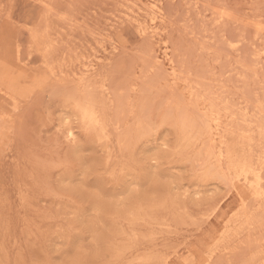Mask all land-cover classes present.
<instances>
[{
    "label": "rangeland",
    "instance_id": "obj_1",
    "mask_svg": "<svg viewBox=\"0 0 264 264\" xmlns=\"http://www.w3.org/2000/svg\"><path fill=\"white\" fill-rule=\"evenodd\" d=\"M0 260L264 264V0H0Z\"/></svg>",
    "mask_w": 264,
    "mask_h": 264
},
{
    "label": "bare ground",
    "instance_id": "obj_2",
    "mask_svg": "<svg viewBox=\"0 0 264 264\" xmlns=\"http://www.w3.org/2000/svg\"><path fill=\"white\" fill-rule=\"evenodd\" d=\"M87 87H89V86H87ZM86 87V88H87ZM92 89H90L89 91H91ZM197 91H199V90H197ZM209 95V94H208ZM76 96V95H75ZM90 96H91V93H90ZM209 96H211V95H209ZM208 96V97H209ZM213 96V95H212ZM203 97V96H202ZM91 98V97H90ZM212 98H214V96L212 97ZM216 98V97H215ZM75 99V98H74ZM198 99V98H197ZM199 99H201V98H199ZM204 99V98H203ZM178 100V99H177ZM196 100V99H195ZM87 101V100H86ZM180 101V100H179ZM198 101V100H197ZM77 102V101H76ZM75 102V103H76ZM91 102V101H90ZM89 102V103H90ZM199 102V101H198ZM226 102V101H225ZM224 102V103H225ZM77 104V106H79L80 107V104L77 102L76 103ZM79 104V105H78ZM159 104V103H158ZM226 104H228V103H226ZM89 105V104H88ZM102 106H104V105H102ZM193 106V105H192ZM188 107V106H187ZM186 107V108H187ZM211 107V106H210ZM227 109V108H226ZM171 110V109H170ZM195 110H197V113L199 112V114H200V110H198V109H195ZM213 110V109H212ZM218 110H220L219 108L217 109V111ZM229 110H230V107H229ZM229 110H227L228 112H229ZM181 112V111H180ZM212 112V111H211ZM219 112V114L221 113L220 111H218ZM217 112V113H218ZM171 113V112H170ZM196 113V114H197ZM227 114V113H226ZM83 115H84V117L86 118V119H88V120H90V121H96V119H95V116H94V112L90 109V108H85L84 110H83ZM218 115V114H217ZM198 116V115H197ZM219 116V115H218ZM217 116V117H218ZM191 117H192V115H191ZM211 117V116H210ZM120 117H118L117 119H119ZM193 118V117H192ZM195 118V117H194ZM194 118H193V120H194ZM205 118H206V116H205ZM190 119V118H189ZM199 119H201V118H199ZM120 120V119H119ZM130 120V119H129ZM136 120V119H135ZM192 120V119H191ZM205 120V119H204ZM212 120V119H211ZM216 120H218V118H216ZM196 121V120H195ZM195 121H193V122H195ZM200 121H202V120H200ZM208 121H209V119H208ZM98 122V121H97ZM93 123V122H92ZM120 123V122H119ZM124 123V122H123ZM131 123V122H130ZM95 124H97L96 122H95ZM175 124H177V123H175ZM117 125H119V124H117ZM196 125V124H195ZM203 125H204V122H203ZM217 125L218 126H220V122H218L217 121ZM102 126H103V124H102ZM208 126H210L209 124H208ZM226 127V126H225ZM100 128V127H99ZM127 128V127H126ZM129 128V127H128ZM190 128H191V126H190ZM189 128V129H190ZM205 128V127H204ZM210 128V127H209ZM208 128V129H209ZM70 129V128H69ZM124 129V131H125V128H123ZM140 129V128H139ZM101 131H103L104 130V128L102 127L101 129H100ZM99 130V133L101 132ZM146 130V129H145ZM84 131V130H83ZM120 131V130H119ZM118 131V132H119ZM206 131H208V130H206ZM218 131V130H217ZM234 131V130H233ZM152 132V131H151ZM109 133V132H108ZM235 133V132H234ZM106 134V133H105ZM104 134V135H105ZM110 134V133H109ZM121 134V133H120ZM122 134H124V133H122ZM147 134V133H146ZM128 135V134H127ZM200 135H201V133H200ZM106 136V135H105ZM104 136V137H105ZM202 136V135H201ZM200 136V137H201ZM108 138V137H107ZM120 138V137H119ZM224 138V137H223ZM102 139V138H101ZM164 139V138H163ZM192 139H194V138H192ZM227 139V138H226ZM191 140V139H190ZM189 140V141H190ZM97 142V141H96ZM185 142V141H184ZM196 142H197V140H196ZM227 142V141H226ZM176 144V143H175ZM204 145V144H203ZM226 145V144H225ZM224 145V146H225ZM126 146V145H125ZM130 146V145H129ZM250 146V145H249ZM175 148H176V146H175ZM211 149V148H210ZM213 149V148H212ZM127 150V149H126ZM125 150V151H126ZM175 150H177V149H175ZM209 150V149H208ZM216 150V149H215ZM174 151V150H173ZM210 151V150H209ZM190 152V151H189ZM222 152V151H221ZM225 153H226V151H225ZM188 154V153H187ZM201 154V153H200ZM223 154V153H222ZM122 155V154H121ZM197 155V154H196ZM206 155V154H205ZM207 156H208V154H207ZM174 157V156H173ZM207 158V157H206ZM194 159H195V157H194ZM217 159V158H216ZM259 159V158H258ZM119 160H120V158H119ZM197 161V160H196ZM200 161H201V159H200ZM213 161V160H212ZM199 162V161H198ZM199 163H202V162H199ZM198 163V166L199 165H201V164H199ZM211 163V162H210ZM119 165V164H118ZM235 166V168H239V173L237 174L238 176H242L243 177V179L245 180V182H247L248 184H253V180H252V176H255L256 177V179H258V180H260L261 179V177H260V175L257 173V172H255L254 170H252L250 167H249V165L246 163V162H241V163H239V164H235L234 165ZM209 167V166H208ZM219 167H220V165H219ZM218 169L219 168H217V171H218ZM226 169V168H225ZM130 170V169H129ZM206 170V169H205ZM209 170V169H208ZM208 170L206 171V172H208ZM113 171V170H112ZM223 171V170H222ZM238 171V170H237ZM127 171H125V173H126ZM226 172V171H225ZM228 172V171H227ZM216 173V172H215ZM224 173V172H223ZM262 173V172H261ZM127 174V173H126ZM206 174V173H205ZM226 175V174H225ZM236 175V176H237ZM207 176V175H206ZM205 176V177H206ZM209 176V175H208ZM207 176V177H208ZM220 177H221V175H220ZM226 177V176H225ZM228 177V176H227ZM227 179V178H226ZM235 179V178H234ZM233 179V180H234ZM229 180V179H228ZM231 180V179H230ZM257 183H259V181L257 182ZM258 187V186H257ZM120 204V203H119ZM148 204V203H147ZM146 206V205H145ZM146 208V207H145ZM163 208V207H162ZM132 209V208H131ZM242 214H243V212H242ZM236 221V220H235ZM238 225V224H237ZM241 225V224H240ZM239 226V225H238ZM116 247V246H115ZM120 251V250H119ZM118 251V252H119ZM122 253V252H121ZM259 258V257H258ZM0 262H1V260H0Z\"/></svg>",
    "mask_w": 264,
    "mask_h": 264
}]
</instances>
